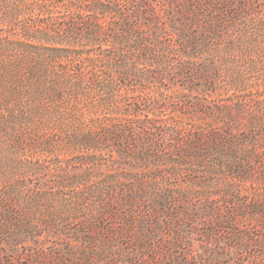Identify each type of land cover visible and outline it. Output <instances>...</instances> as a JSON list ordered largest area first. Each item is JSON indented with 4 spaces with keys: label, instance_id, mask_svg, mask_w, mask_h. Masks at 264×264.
<instances>
[{
    "label": "trees",
    "instance_id": "1",
    "mask_svg": "<svg viewBox=\"0 0 264 264\" xmlns=\"http://www.w3.org/2000/svg\"><path fill=\"white\" fill-rule=\"evenodd\" d=\"M165 1L167 20L156 11L157 0L90 2V12L109 22H92L86 39L106 36L112 42L100 60L88 58L90 71L78 87L86 82L82 89L97 90L98 103L108 106L119 103L115 93L132 81L144 90L154 81L197 80L200 91L202 84L207 90L222 53L235 44L264 42V0ZM191 102L196 113L227 116L228 122L211 130L186 128L155 113L141 117L136 102L120 113L121 120L101 126L100 138H82L87 162L104 152L111 156L103 181L87 190L85 201L94 205L89 218L71 232L75 242L95 250L98 262L264 264L250 257L258 248L264 258V200L241 194L262 161V130L240 131L228 105ZM166 106L164 100L158 109ZM196 170L201 176L187 185L186 172ZM7 204L0 202V217L10 219ZM80 255L78 260L74 253L72 264L91 262L85 250Z\"/></svg>",
    "mask_w": 264,
    "mask_h": 264
},
{
    "label": "rangeland",
    "instance_id": "2",
    "mask_svg": "<svg viewBox=\"0 0 264 264\" xmlns=\"http://www.w3.org/2000/svg\"><path fill=\"white\" fill-rule=\"evenodd\" d=\"M92 1L0 0V202L6 199L11 212L10 219L0 217V264H72L82 250L91 256L86 264H103L71 232L89 218L94 205L85 201L87 190L103 181L111 156L104 152L87 162L81 140L100 138L101 126L121 120L120 113L136 102L141 117L155 113L168 124L207 130L225 125L229 117L196 113L191 101L228 105L240 131L261 129L262 161L241 194L264 200V42L235 44L222 53L207 90L202 84L200 91L197 80L154 81L144 90L133 88L132 81L115 93L119 103L108 106L98 103L97 90L82 89L86 82L76 83L90 71L88 58L100 60L112 42L85 37L92 22H109L90 12ZM157 1L156 11L166 19L169 2ZM164 100L167 106L158 109ZM185 176L188 185L201 173ZM258 250L250 257L263 261Z\"/></svg>",
    "mask_w": 264,
    "mask_h": 264
}]
</instances>
